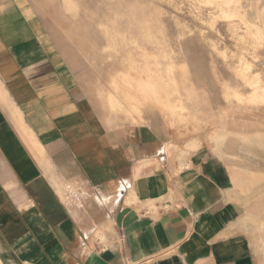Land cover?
Wrapping results in <instances>:
<instances>
[{
    "label": "crops",
    "instance_id": "obj_1",
    "mask_svg": "<svg viewBox=\"0 0 264 264\" xmlns=\"http://www.w3.org/2000/svg\"><path fill=\"white\" fill-rule=\"evenodd\" d=\"M113 78L111 120L33 2L0 0V264H256L240 228L264 255L262 212L241 220L198 139L179 147L145 125H114L145 111L187 115L130 107ZM218 125L207 135L215 149L227 135ZM173 156L182 167L168 164Z\"/></svg>",
    "mask_w": 264,
    "mask_h": 264
},
{
    "label": "rangeland",
    "instance_id": "obj_2",
    "mask_svg": "<svg viewBox=\"0 0 264 264\" xmlns=\"http://www.w3.org/2000/svg\"><path fill=\"white\" fill-rule=\"evenodd\" d=\"M31 1L107 118L112 120L113 77L114 90L124 87L130 107L155 106L175 119L187 115L167 121L157 111H145L114 125H145L162 142L179 147L198 139L203 156L220 166L240 203L241 220L255 208L264 215V142L257 139L264 137V0ZM216 124L227 135L215 149L207 135ZM240 133L254 141L248 146ZM167 161L183 166L176 156ZM240 229L256 264H264L254 234Z\"/></svg>",
    "mask_w": 264,
    "mask_h": 264
},
{
    "label": "bare ground",
    "instance_id": "obj_3",
    "mask_svg": "<svg viewBox=\"0 0 264 264\" xmlns=\"http://www.w3.org/2000/svg\"><path fill=\"white\" fill-rule=\"evenodd\" d=\"M261 52V51H260ZM264 52V51H263ZM261 63V62H260ZM241 65V64H240ZM244 66H246V65H244ZM259 66V65H258ZM261 66V65H260ZM247 67V66H246ZM248 68V67H247ZM250 69V68H249ZM259 82V81H258ZM246 227V226H245Z\"/></svg>",
    "mask_w": 264,
    "mask_h": 264
}]
</instances>
